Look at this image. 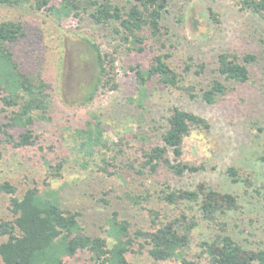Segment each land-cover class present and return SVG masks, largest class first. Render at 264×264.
<instances>
[{
    "label": "rangeland",
    "instance_id": "1",
    "mask_svg": "<svg viewBox=\"0 0 264 264\" xmlns=\"http://www.w3.org/2000/svg\"><path fill=\"white\" fill-rule=\"evenodd\" d=\"M60 3L61 0H52L49 10L34 8L32 1L17 7L0 4V16L24 24L25 35L9 45L15 59L24 72L44 77L50 85V118L34 125L38 143L15 147L0 134V183L10 181L17 187V196L22 197L30 186L44 189L51 182L52 188L60 190L64 207L80 213L85 232L105 235L114 212L130 223L132 232L139 228L151 230V210L158 211L163 221L177 217L183 206L168 204L162 198L163 191L194 189L205 181L239 198L242 209L226 219L233 235L264 247V203L254 191L258 186L264 188L261 159L264 155V17L244 9L240 0H172L167 23L182 41L176 43L171 62L181 69L192 58L194 70L197 63H206L205 73L189 76L185 84H198V90L208 86L219 76L217 56L224 50L253 52L258 60L250 66L251 77L247 82L226 81L231 89L216 104H207L198 97L193 99L152 80L150 95L141 106L136 100L138 80L133 67L148 68L153 52L149 49L142 54L121 46L111 29L96 24L88 14L61 15L55 10ZM211 8L218 21L210 14ZM180 13L184 16L181 22ZM88 39L99 44L104 52L114 53V81L118 86L104 89L92 102L79 106L97 70ZM173 105L199 113L210 121V129H194L185 142L186 161L205 164L206 169L182 179L173 178L165 171L156 175L138 172L144 149L161 139L160 119ZM100 120L104 138L109 143H118L117 149L124 151L109 172L99 169L96 164H100L99 160L94 162L80 150L82 140L77 136L78 130L85 132L89 128L88 123L94 121L96 125ZM9 130L15 137L22 132L17 127ZM91 131L88 129L86 133ZM60 161H65L63 173L54 179L51 166ZM231 166L251 173L255 186L234 182L226 172ZM10 202L11 195H0V221L15 220ZM198 220L190 250L192 258L199 257L201 242L213 234L209 222L200 216ZM7 239V235H0V243ZM135 249L137 252L128 255L131 264H154L147 245L140 250L137 244ZM67 262L93 264L85 250ZM0 264H4L1 258Z\"/></svg>",
    "mask_w": 264,
    "mask_h": 264
},
{
    "label": "trees",
    "instance_id": "2",
    "mask_svg": "<svg viewBox=\"0 0 264 264\" xmlns=\"http://www.w3.org/2000/svg\"><path fill=\"white\" fill-rule=\"evenodd\" d=\"M29 1L38 10L52 9L49 6L52 0H0V4L17 7ZM171 3L172 0H61L60 7L55 10L64 16L88 14L96 24L111 29L121 46L142 54L149 49L153 52L148 68L142 65L133 67L138 80L139 97L136 100L141 106L150 95L149 82L152 80L180 90L193 99L198 97L207 104H216L231 89L226 81L244 83L250 80V66L257 62L258 55L224 50L217 56L219 76L214 77L208 86H201L198 90V84H185L189 76L203 75L206 63H197L194 70L192 58L181 69L171 62L176 43L182 41L167 23ZM240 3L244 9L264 17V0H240ZM209 12L219 20L212 8ZM183 17L180 13L178 21L181 22ZM24 35L21 21L0 16V134L15 147L38 143L34 125L39 120L50 118V85L44 77L24 72L9 47ZM88 43L96 57V77L79 106L92 102L104 89L118 86L114 81V53L104 52L99 44L89 39ZM118 50L119 47L116 48ZM3 116L8 120L5 121ZM94 118L99 119V116ZM160 120L163 128L161 139L144 149L138 172L156 175L165 171L173 178L182 179L205 170V164L186 161L185 142L194 129H210V121L178 105L169 108ZM93 122L88 123L89 128L85 132L78 130L77 136L82 140L79 147L94 162L99 160L100 164L96 163L99 169L109 172L124 151L117 149L118 143H109V139L104 138L101 120L96 125ZM11 127L21 128V134L15 137L10 133ZM88 129L92 130L91 133H86ZM261 159L264 161V155ZM64 164L65 161H60L51 166L52 178L62 175ZM226 172L234 182L243 181L250 188L255 186L251 173L234 166ZM254 191L264 203V188L258 186ZM163 192L162 198L168 204L183 206L184 210L177 217L163 221L158 211L151 210V230L139 228L132 232L130 223L114 212L108 220L105 235H94L82 228L79 212L64 207L60 190L52 188L51 182L46 183L44 189L30 186L22 197L17 196V187L13 183L2 182L0 195H11L10 206L16 218L0 221V235L8 236L0 243V258L4 264H69L68 259L85 250L93 264H131L128 255L137 252L135 247L139 244L140 250L147 245L154 264H264V247L235 237L229 228L230 215L242 209L235 194L215 189L205 181L199 182L194 189ZM196 210L197 213L194 212ZM198 216L210 223L213 234L201 242L199 257L192 258L190 250L194 230L199 225Z\"/></svg>",
    "mask_w": 264,
    "mask_h": 264
}]
</instances>
